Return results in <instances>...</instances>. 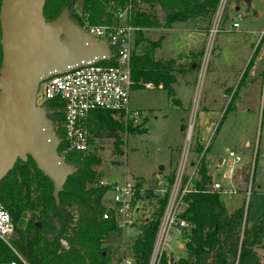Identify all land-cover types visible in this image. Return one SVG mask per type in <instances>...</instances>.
<instances>
[{
  "label": "rangeland",
  "instance_id": "rangeland-1",
  "mask_svg": "<svg viewBox=\"0 0 264 264\" xmlns=\"http://www.w3.org/2000/svg\"><path fill=\"white\" fill-rule=\"evenodd\" d=\"M220 2L210 15L176 22L169 28L140 31L141 41H134L132 54L150 49L151 42L158 44L152 56L162 62L170 60L175 77L173 94L169 97L164 89L154 86L132 88L129 108L138 116L128 121L137 129L121 135L119 154L114 152L112 139H93L88 130L93 143L88 154L100 159L94 169L98 182L107 183L150 182L155 176L167 181L175 177L183 162L186 175L192 171L191 164L204 156L211 183L223 188L226 212L243 206L246 228L250 229L264 214V54L257 59L256 48L264 30V0H250L249 4L246 0H223L218 10ZM152 12L162 20V12L157 8ZM216 24L218 31L211 36ZM206 25L208 32L199 33ZM204 106L211 111L203 110ZM46 116L53 122L54 132L57 118ZM229 152L240 160L234 162ZM240 182L246 184L244 190L238 189ZM110 197L107 193L106 198ZM152 208L151 203L142 205L134 216L139 224L150 217ZM136 229L126 235L113 234L104 242L111 249L110 264L131 259L128 247L138 234ZM181 243L175 239V255L171 256H185ZM61 245L66 248V241L61 240ZM256 251L258 264H264V248Z\"/></svg>",
  "mask_w": 264,
  "mask_h": 264
},
{
  "label": "trees",
  "instance_id": "trees-1",
  "mask_svg": "<svg viewBox=\"0 0 264 264\" xmlns=\"http://www.w3.org/2000/svg\"><path fill=\"white\" fill-rule=\"evenodd\" d=\"M218 3L219 0H45L42 15L45 21H54L67 10L72 23L80 28L85 23L108 25L114 22V11L130 4L129 23L139 28L134 36L138 44L142 29L169 28L176 22L210 15ZM155 8L163 13L162 20L152 12ZM150 44V49L139 55L132 54L133 88L150 84L164 89L170 97L171 85L175 83L174 69L170 60L162 62L153 58L152 51L158 44ZM1 63L0 46V68ZM46 107L49 109L51 105ZM229 109L227 107L226 111ZM87 127L93 139H112L116 154L121 153V135L137 129L107 111H93ZM57 134L61 139L57 147L59 153L63 135L60 130ZM89 144H93L90 139ZM63 161L72 165L74 171L67 176L57 199L53 197L51 180L36 168L30 157L26 161L17 160L0 181V203L14 224L10 242L28 264H110L111 249L104 242L113 234L121 236L122 230L114 215L106 221L101 218L105 211L102 200L109 186L97 185L94 167L99 165L100 159L93 154L71 153ZM172 181L173 177L168 179L170 184ZM192 183L195 192L185 196L186 206L181 214L190 224L182 238L185 256L171 264H258L256 249L264 248V214L247 229L243 206L227 213L221 195L207 191L211 177L205 168L204 156L196 165ZM156 203L152 219L144 223L129 243L133 264L148 263L166 198L157 199ZM22 213L27 214V219L24 228L18 229L16 224ZM61 240L66 241V248ZM14 259L9 248L0 243V261L6 263ZM163 264H166L164 260Z\"/></svg>",
  "mask_w": 264,
  "mask_h": 264
},
{
  "label": "built area",
  "instance_id": "built-area-1",
  "mask_svg": "<svg viewBox=\"0 0 264 264\" xmlns=\"http://www.w3.org/2000/svg\"><path fill=\"white\" fill-rule=\"evenodd\" d=\"M130 18L131 5L128 4L114 11L112 24L85 23L81 30L105 44L108 51L107 59L87 62L64 73L50 75L37 86L34 96L35 107H45L46 113L57 118L54 133L58 137V145L61 139L56 130L62 132L63 147L57 153L62 160L71 153L86 155L90 152L87 123L93 111H107L125 121L138 116V112L131 111L129 108V92L133 88L132 46L135 32L139 30L129 23ZM217 26L216 24L210 30L211 36L218 31ZM232 26L234 29L238 28L237 23ZM258 46L260 50H264V30L256 48ZM145 87L151 88V85L146 84ZM46 105L51 107L47 109ZM188 139L186 133V141ZM185 157L186 154L184 159ZM229 157L234 158V162L240 160L233 152H229ZM196 165L197 163H192V171L185 175L183 162L171 184L168 180L162 182L159 176H155L150 182L124 180L119 183L100 181L97 184L109 186L102 200L105 207L101 215L102 220H109L111 215H114L118 228L125 235L127 231L136 228V233H139L144 223L152 219V213L157 209V199L166 198L147 264H163V260L166 264H171L180 258L171 256V253L175 255L172 245L177 238L182 241L185 231L190 228V224L181 217V214L186 206L185 196L195 192L192 181L195 178ZM207 191L211 194L224 193L217 182L211 183ZM107 193L111 195L109 199L106 198ZM145 203H151L153 207L150 212L151 218L146 217L139 224L138 217L134 216L140 213V208ZM13 234V221L0 203V243L6 245L15 255L14 260L6 263L0 261V264H28L13 248L10 242ZM181 248L184 249L183 241ZM122 264H133V261L129 258L124 259Z\"/></svg>",
  "mask_w": 264,
  "mask_h": 264
},
{
  "label": "water",
  "instance_id": "water-1",
  "mask_svg": "<svg viewBox=\"0 0 264 264\" xmlns=\"http://www.w3.org/2000/svg\"><path fill=\"white\" fill-rule=\"evenodd\" d=\"M44 1L1 0L0 181L17 160L30 157L51 180L57 199L74 167L57 155L58 137L46 108L35 107L37 86L50 75L107 59L108 51L103 42L73 24L67 10L54 21H45ZM189 129L190 125L187 134ZM245 187L243 182L238 184L240 190ZM26 219L27 214L22 213L16 227L24 228Z\"/></svg>",
  "mask_w": 264,
  "mask_h": 264
},
{
  "label": "crops",
  "instance_id": "crops-1",
  "mask_svg": "<svg viewBox=\"0 0 264 264\" xmlns=\"http://www.w3.org/2000/svg\"><path fill=\"white\" fill-rule=\"evenodd\" d=\"M203 20H204V19H203ZM208 27H209V25H208V26L206 25L205 27H203L202 29L199 30V33H201V34H205V33H207L208 31H206V30L208 29ZM166 30H167V29H166ZM262 54H264L263 51L260 50V49H258L257 59L260 58V56H261ZM257 59H256V60H257ZM191 66H192V65H191ZM211 109H212V108H207L206 106L203 107V110L208 111V112L211 111ZM245 144H246V143H245ZM228 173H229V170H228V169L224 171V174H225V175H227ZM209 174H211V173L209 172Z\"/></svg>",
  "mask_w": 264,
  "mask_h": 264
},
{
  "label": "bare ground",
  "instance_id": "bare-ground-1",
  "mask_svg": "<svg viewBox=\"0 0 264 264\" xmlns=\"http://www.w3.org/2000/svg\"><path fill=\"white\" fill-rule=\"evenodd\" d=\"M190 131V130H189ZM188 135H189V132H188ZM189 138V137H188Z\"/></svg>",
  "mask_w": 264,
  "mask_h": 264
}]
</instances>
